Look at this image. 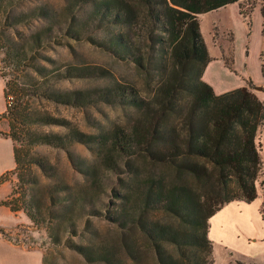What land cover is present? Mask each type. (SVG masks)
<instances>
[{
    "label": "trees",
    "instance_id": "trees-1",
    "mask_svg": "<svg viewBox=\"0 0 264 264\" xmlns=\"http://www.w3.org/2000/svg\"><path fill=\"white\" fill-rule=\"evenodd\" d=\"M17 1L0 0V49L13 60L14 70L30 63L44 43L59 44L64 38L67 44L86 41L153 80L151 93L144 96L132 84L111 79L104 66L66 64L46 72L31 63L40 76L28 85L31 91L9 80L4 83V95L9 91L16 99L1 116L22 118L19 124L27 131L33 124L66 127L62 134L27 132L25 145L64 149L70 166L83 178L76 190L59 180L47 185L45 217L42 205L31 199L27 217L45 224L52 247L63 245L86 264H142L146 251L153 264H211L208 220L232 200L252 201L262 173L257 134L264 104L245 86L215 94L201 80L210 58L197 15L239 0H63L60 12L43 4L11 16ZM252 8L240 13L248 17ZM260 12L264 17L261 7ZM32 19L47 25L25 38L6 37L7 29ZM72 78L110 80L85 89L50 86L51 80ZM32 96L78 108L118 105L133 113L124 123L86 133L48 114H21V99ZM74 143L84 145L91 159L68 151ZM13 155L14 169L34 164L53 179L54 168L44 159L32 157L23 165L14 146ZM35 182L34 177L22 181L27 190ZM156 212L171 220L156 217ZM92 218L116 227L117 243L97 240ZM80 220L81 229L93 235L84 243L70 239L80 234Z\"/></svg>",
    "mask_w": 264,
    "mask_h": 264
},
{
    "label": "rangeland",
    "instance_id": "rangeland-1",
    "mask_svg": "<svg viewBox=\"0 0 264 264\" xmlns=\"http://www.w3.org/2000/svg\"><path fill=\"white\" fill-rule=\"evenodd\" d=\"M237 2H239V7L244 12L249 11L252 5L253 7L259 6L264 10V0H239ZM63 3V0H19L16 5L9 10V13L11 16H16L28 11L32 7L43 4L52 11L60 12ZM197 19L199 31L203 38L207 54L208 52L212 54L218 50L217 47H214L212 42L213 37L215 35L217 36L216 31H212V28L217 27V29L220 30L221 21L223 23L225 22L227 13L223 11H208L197 15ZM254 21L255 19L252 18L253 33L259 38V30L256 31L254 29ZM45 25H47L46 22L41 19L27 20L21 24L15 25L13 29H7L6 37L21 35L25 38ZM229 37L230 35L227 36V39ZM221 38L223 41V37ZM58 41L62 43L58 44L55 41L44 43L38 50V54L35 58L30 60V63L28 62L25 67L19 70H14L15 68H13L12 65L15 63H12L13 60L8 58L4 47L1 48L0 80L3 82V86L4 83L9 80L11 83H18V85L31 91L28 85L40 79V76L30 66L31 63L44 66L46 72L66 64L74 66L100 65L109 70L112 77L111 79L132 84L141 95L147 96L151 93L153 82L151 75L144 73L134 65L118 61L110 54L92 46L86 41L76 42L67 40L68 44L65 43L66 39L64 38H60ZM256 63L257 59H254V64L257 67ZM250 69L254 71L255 68ZM108 80H110V78H72L51 80L49 82L51 87L60 90H69L99 86L106 83ZM248 89L254 93L258 88H255V85L249 84ZM6 96H9L10 104L6 106L5 103V106L9 108L13 105L16 97L9 91L4 95L5 101ZM18 105V111L21 114L27 113L28 111L36 115L48 114L56 119H63L68 122L69 126L76 127L78 130L86 133L94 132L97 127H107L115 122L124 123L133 113L132 109L122 108L118 105L97 104L78 108L69 105L55 104L42 96H32L30 98L23 97ZM3 117L4 119L0 123V134L9 135L12 133L15 135V137L12 138L13 146L16 148L18 157L23 162V165L27 164L26 161L32 157L44 159L53 166L54 177L51 179L44 176L34 164H30V166H19L0 177V233L3 232L5 235H2L12 243L41 249L44 255V264H86L81 256L67 247L63 245L52 247L51 244H49L45 224L40 220H36V222L33 223L26 215V212L29 211L27 203L28 200L31 199L42 205L41 217H45L43 205L47 204L46 188L47 185L53 181L59 180L67 183L73 190L78 189V186H80L83 181L82 176L70 166L64 149L47 144L25 145L27 132H54L62 134L66 131V127L62 124H33L28 127L29 130L27 131L26 128L22 127V124H19L23 122L22 118L18 117L17 121H11L7 115ZM12 124L15 132H13L10 127ZM257 137H259V133ZM67 150L87 159H91L92 157L89 150L84 145L78 143L69 145ZM262 173L257 176L255 184L256 197L259 196L261 199L258 211L261 218L264 220V179ZM30 177H34L36 182L27 190L25 189V183H22V181L30 179ZM31 213L35 212L31 211ZM153 214L162 220H171V218L164 213L156 212ZM45 219L46 218H44V220ZM210 222L211 217L208 220L209 227L207 232V237L211 242V264H264V260L261 261L260 259L244 256L241 242L231 237H235L233 233L232 235H227L226 233L220 235L215 231L217 235L213 237L215 234L213 233V229L210 228ZM78 226L80 234L70 237L72 241L84 243L87 240L93 239V235L90 234L88 230L81 229V220L78 222ZM91 227L97 230V240L108 239L111 242L117 243L118 229L108 224L104 219L92 218ZM4 229H6V231H4ZM141 263L153 264L149 252H145Z\"/></svg>",
    "mask_w": 264,
    "mask_h": 264
},
{
    "label": "crops",
    "instance_id": "crops-1",
    "mask_svg": "<svg viewBox=\"0 0 264 264\" xmlns=\"http://www.w3.org/2000/svg\"><path fill=\"white\" fill-rule=\"evenodd\" d=\"M211 11H223L227 13V19L224 23L221 21L220 30L217 27L212 28L217 33V36L212 35V42L218 50L212 54L208 52L210 60L202 70L201 80L215 94L241 86L248 88L249 84L255 85L259 88L254 94L264 104V17L260 7H253L248 17L240 13L239 2H232ZM252 18L255 19L254 29L259 30V38L253 33ZM218 21L220 22L219 18ZM228 35L230 37L227 39ZM254 59H257V67ZM250 68L255 69L252 71ZM5 109L4 86L0 80V123L4 119L1 115ZM259 142L264 179V121ZM14 167L13 142L8 135L0 134V177ZM260 201L257 196L250 202H228L211 216L210 228L214 234L215 231L220 235L233 233L235 237H231L241 242L244 256L263 261L264 220L258 211ZM43 258L41 249L12 243L0 233V264H44Z\"/></svg>",
    "mask_w": 264,
    "mask_h": 264
},
{
    "label": "built area",
    "instance_id": "built-area-1",
    "mask_svg": "<svg viewBox=\"0 0 264 264\" xmlns=\"http://www.w3.org/2000/svg\"><path fill=\"white\" fill-rule=\"evenodd\" d=\"M5 99H6V101H5V103H6V106H9V104H10V101H9V96H6V97H5Z\"/></svg>",
    "mask_w": 264,
    "mask_h": 264
},
{
    "label": "water",
    "instance_id": "water-1",
    "mask_svg": "<svg viewBox=\"0 0 264 264\" xmlns=\"http://www.w3.org/2000/svg\"><path fill=\"white\" fill-rule=\"evenodd\" d=\"M255 88H259V87H255Z\"/></svg>",
    "mask_w": 264,
    "mask_h": 264
}]
</instances>
